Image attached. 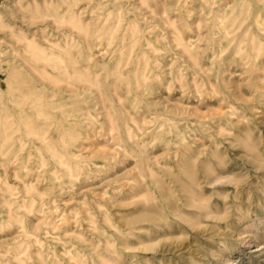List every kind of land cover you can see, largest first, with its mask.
Segmentation results:
<instances>
[{"label": "rangeland", "instance_id": "obj_1", "mask_svg": "<svg viewBox=\"0 0 264 264\" xmlns=\"http://www.w3.org/2000/svg\"><path fill=\"white\" fill-rule=\"evenodd\" d=\"M263 17L264 0H0V264H28L13 246L35 224L69 228L84 264H264ZM170 202L181 217L157 224Z\"/></svg>", "mask_w": 264, "mask_h": 264}, {"label": "bare ground", "instance_id": "obj_2", "mask_svg": "<svg viewBox=\"0 0 264 264\" xmlns=\"http://www.w3.org/2000/svg\"><path fill=\"white\" fill-rule=\"evenodd\" d=\"M206 3V2H205ZM213 3V2H212ZM219 3V2H218ZM221 4V3H220ZM226 4V3H225ZM212 5V4H211ZM159 8V7H158ZM159 10V9H158ZM161 10H162V8H160V12H161ZM153 11H154V9H153ZM174 11V10H173ZM241 11V10H240ZM262 11V10H261ZM155 12V11H154ZM158 12V11H157ZM151 13H152V11H151ZM162 14H163V10H162V12H161ZM200 13V12H199ZM157 15H158V13H156ZM224 14V13H223ZM217 16V15H216ZM166 17V16H165ZM264 18V17H263ZM215 20V19H214ZM208 21V20H207ZM254 21H255V19H254ZM254 21H252V22H254ZM258 22V21H257ZM263 25V24H262ZM79 26V25H78ZM89 26V25H88ZM87 26V27H88ZM90 27V26H89ZM99 27V26H98ZM262 27V26H261ZM79 28V27H78ZM80 28H82L83 29V26L82 27H80ZM79 28V29H80ZM84 29H87V28H85V26H84ZM88 30H90V29H88ZM106 30H108V29H106ZM111 30V29H110ZM248 30V29H247ZM82 31H84V30H82ZM86 32H87V30H85ZM113 31V30H112ZM124 31V30H123ZM258 31V30H257ZM106 32V31H105ZM121 32V31H120ZM135 32V31H134ZM260 32V31H259ZM88 33H89V31H88ZM94 34V33H93ZM110 34V33H109ZM85 35L86 36H88L86 33H85ZM90 35H92V34H90ZM117 35H119V33L117 32ZM122 35V34H121ZM95 36V35H94ZM111 36V35H110ZM110 36H109V38H110ZM221 36H223V35H221ZM93 37V36H92ZM100 37V36H99ZM119 37L120 36H118V38H116V39H119ZM86 38V37H85ZM88 38V37H87ZM102 38H104V36H103V34H102ZM90 39V38H89ZM96 39V38H95ZM100 39H101V37H100ZM264 39V38H263ZM90 40H92V38L90 39ZM106 40V39H105ZM110 40V39H109ZM86 41H87V39H86ZM94 41V40H93ZM100 41V40H99ZM98 41V44L99 43H103V41L102 42H99ZM122 41V40H121ZM119 41H117V43H118ZM97 43V42H96ZM87 44H88V42H87ZM86 44V45H87ZM116 44V43H115ZM114 44V45H115ZM189 44V43H188ZM234 44V43H233ZM252 44V43H251ZM117 45V44H116ZM148 45V44H147ZM104 46H105V43H104ZM107 46V45H106ZM105 46V47H106ZM152 46H153V44H152ZM185 47L186 45H182V47ZM227 46V45H226ZM226 46H224V47H226ZM108 47V46H107ZM119 47V46H118ZM117 47V48H118ZM190 46L188 45V48H189ZM211 47V46H210ZM95 48H98V47H95ZM111 49H112V46L110 47ZM120 48H121V46H120ZM192 48V47H191ZM190 48V51L191 50H193V49H191ZM257 48H259V43H258V45L254 48L255 50H257ZM88 49V48H87ZM100 49V48H99ZM105 49V48H104ZM104 49H102V50H104ZM109 49V48H108ZM113 49H114V47H113ZM185 49H187V46H186V48ZM184 49V50H185ZM239 49V48H238ZM250 49H251V47H250ZM183 50V49H182ZM183 50V51H184ZM208 50H209V48H208ZM71 52L70 53H72V50H70ZM82 51V50H81ZM100 51V50H99ZM111 51V50H110ZM109 50H108V52H110ZM113 51V50H112ZM119 51V50H118ZM148 51V50H147ZM230 51V50H229ZM228 51V52H229ZM66 52V53H65ZM64 52V54H66V56L65 57H68L67 56V52L69 53V50L68 51H65ZM76 52V51H75ZM82 52H84V51H82ZM88 52V51H87ZM101 52V51H100ZM150 52H151V54H152V51L150 50ZM196 52V51H195ZM199 52V51H198ZM202 52H205V51H202ZM212 52V51H211ZM215 52V51H214ZM220 52V51H219ZM218 52V53H219ZM228 52L227 53H225V54H228ZM77 53V52H76ZM92 53H93V51H92ZM102 53H104V52H102ZM117 53V52H116ZM186 53V52H185ZM188 53V52H187ZM217 53V54H218ZM45 54V53H44ZM59 54V53H58ZM78 54V53H77ZM84 54V53H83ZM94 54H96V53H94ZM94 54H92V56H94ZM98 54V53H97ZM99 54H101V53H99ZM98 54V55H99ZM118 54H119V52H118ZM117 54V55H118ZM150 54V53H149ZM182 54V53H181ZM192 54V53H191ZM197 54V53H196ZM199 54V53H198ZM205 54V53H204ZM249 54V53H248ZM264 54V53H263ZM262 54V55H263ZM52 55V54H51ZM72 55V54H71ZM90 55V54H89ZM109 55V54H108ZM107 55V56H108ZM111 55V54H110ZM109 55V56H110ZM112 55H114V54H112ZM116 55V54H115ZM134 55V54H133ZM153 55V54H152ZM206 55V54H205ZM48 56H50V54L49 53H47V57H45V58H48ZM56 56H57V54H56ZM64 56V55H63ZM75 56H76V54H75ZM77 56H79V54L77 55ZM100 56V55H99ZM98 56V58H100V59H104V57L102 56V54H101V57H99ZM136 56V55H135ZM181 56V55H180ZM193 56H195L194 57V59L196 58V55H193ZM43 57V58H44ZM87 57V56H86ZM91 57V56H90ZM114 57V56H113ZM118 57V56H117ZM121 57V56H120ZM153 57V56H152ZM187 57H188V55H187ZM192 57V56H191ZM212 57V56H211ZM247 57V56H246ZM42 58V59H43ZM52 58V57H51ZM56 58V57H55ZM69 58V57H68ZM71 58V57H70ZM73 58V57H72ZM71 58V59H72ZM77 58V57H76ZM79 58V57H78ZM199 58V57H198ZM215 58H216V56H215ZM237 58V57H236ZM61 59H62V57H61ZM63 59H66V58H64L63 57ZM70 59V60H71ZM110 59H112V58H110ZM115 59V58H114ZM117 59V58H116ZM214 59V58H213ZM217 59V58H216ZM253 59V58H252ZM46 60H48V59H46ZM55 60V59H54ZM68 60V59H67ZM73 60V59H72ZM72 60H71V62H72ZM81 60H83V59H81ZM94 60V59H93ZM151 60V59H150ZM197 60V59H196ZM219 60V59H218ZM241 60V59H240ZM260 60H261V58H260ZM49 61V63H50V61L52 62L53 61V58L52 59H50V60H48ZM66 61V60H65ZM73 61H75V60H73ZM96 61V60H95ZM103 61L104 60H102L101 62H102V64H103ZM106 61V60H105ZM104 61V62H105ZM113 61V60H112ZM116 61V60H115ZM134 61V60H133ZM215 61V60H214ZM258 61V60H257ZM56 62V61H55ZM54 61H53V63H55ZM62 62H63V60H62ZM68 62H70L69 60H68ZM67 62V63H68ZM89 62H91V61H89ZM88 62V63H89ZM101 62H100V64H101ZM107 62V61H106ZM232 62V61H231ZM239 62V61H238ZM255 62V61H254ZM86 63V62H85ZM97 63H99L98 61L96 62V64ZM217 63V62H216ZM52 64V63H51ZM66 64V63H65ZM65 64H63V66L65 65ZM73 64H74V62H73ZM79 64V63H78ZM82 64V63H81ZM91 64H93V62L91 63ZM95 64V63H94ZM93 64V65H94ZM100 64H98V66H101ZM153 64V63H152ZM210 64H211V62H210ZM218 64V63H217ZM54 65V64H53ZM62 65V64H61ZM60 65V67L62 68V66ZM77 65V64H76ZM104 65V64H103ZM196 65H198V62L196 63ZM234 65V64H233ZM248 65V64H247ZM250 65H252L251 63H250ZM69 66V65H68ZM67 65H66V67H68ZM72 66V65H71ZM81 66H83V65H81ZM95 66V65H94ZM113 67H114V65H112ZM203 66V65H202ZM213 66V65H212ZM211 66V67H212ZM222 66H224V65H222ZM259 66L260 67H263V69H264V65H256V66H254V68H259ZM54 67V66H53ZM91 67H93V66H91ZM97 67V66H96ZM95 67V68H96ZM102 67V66H101ZM112 67V68H113ZM199 67H200V62H199ZM204 67V66H203ZM214 67V66H213ZM65 68V67H64ZM69 68V67H68ZM68 68H66V69H68ZM71 68V67H70ZM69 68V69H70ZM73 68H75V67H73ZM86 68V67H85ZM107 68V67H106ZM105 68V69H106ZM109 68V67H108ZM218 68V67H217ZM223 68V67H222ZM230 68V67H229ZM252 68V67H251ZM72 69V68H71ZM94 69V68H93ZM92 69V70H93ZM201 69V68H200ZM202 69H204V68H202ZM55 70V69H54ZM75 70H76V68H75ZM79 70V69H78ZM91 70V69H90ZM98 70H100V69H98ZM97 70V71H98ZM102 70V69H101ZM100 70V71H101ZM107 70V69H106ZM105 70V71H106ZM150 70V69H149ZM59 71V70H58ZM68 71V70H67ZM66 70H65V72H67ZM77 71V70H76ZM75 71V72H76ZM94 71V70H93ZM151 71V70H150ZM153 71V70H152ZM151 71V72H152ZM42 72H44V71H42ZM61 72V71H60ZM64 72V71H63ZM74 72V71H73ZM73 72H70V70H69V74L71 73H73ZM103 72V71H102ZM206 72V71H205ZM204 72V73H205ZM264 72V71H263ZM82 73H84V72H82ZM95 73H97L96 71H95ZM148 73H149V71H148ZM153 73V72H152ZM62 74V73H61ZM81 74V73H80ZM99 74V73H98ZM131 74H133V73H131ZM207 76H208V74L207 73H205ZM222 74V73H221ZM63 75V74H62ZM74 75V78H76L77 76V74H73ZM95 75H97V74H95ZM103 75V74H102ZM146 75V74H145ZM151 75V74H150ZM55 76H57V75H55ZM59 76V75H58ZM58 76H57V78H58ZM61 76V75H60ZM60 76H59V78L58 79H60ZM65 76V75H64ZM76 76V77H75ZM87 76V75H86ZM86 76L84 77V78H86ZM262 76H263V78H264V73H262ZM49 77V76H48ZM51 77H52V75H51ZM50 77V78H51ZM70 77H71V79H72V76L70 75ZM80 77H81V75H80ZM96 77H98V76H96ZM115 77V76H114ZM147 77V76H146ZM209 77V76H208ZM45 78H46V76H45ZM52 78H54V77H52ZM69 78V77H68ZM67 78V79H68ZM88 78V77H87ZM90 78V77H89ZM66 79V78H65ZM70 79V78H69ZM70 79V80H71ZM94 79V78H93ZM146 79V78H145ZM44 80V79H43ZM52 80V79H51ZM61 80V79H60ZM80 80V79H79ZM84 80V79H83ZM106 80V79H105ZM49 81V80H48ZM55 81V80H54ZM63 81V80H62ZM65 81V80H64ZM74 81V80H73ZM221 81H222V79H221ZM223 81H225L224 79H223ZM51 82H53V81H51ZM69 82V81H68ZM79 82H81V80L79 81ZM85 82H87L86 80H84V83ZM107 82V81H106ZM58 83V82H57ZM82 83H83V81H82ZM99 83V80L96 78L93 82H91L90 81V83H88L87 85L85 84L84 86H83V88L84 89H92L93 88V86L94 85H97ZM105 83V82H104ZM115 83V82H114ZM211 83V82H210ZM53 84V83H52ZM62 84H64L65 85V83H63L62 82ZM67 84V83H66ZM74 84V83H73ZM73 84H71L72 85V87H74V85ZM46 85V84H45ZM57 85V84H56ZM99 85H100V83H99ZM99 85H97V87L99 86ZM105 85H106V83H105ZM182 85V84H181ZM54 86V85H53ZM66 86V85H65ZM184 86V85H183ZM68 87H70V86H68ZM106 87V86H105ZM182 87V86H181ZM99 88V87H98ZM107 88H110L109 86L107 87ZM114 88V87H113ZM116 89V88H115ZM77 90V89H76ZM76 90H72V92H76ZM112 90H114V89H112ZM255 90L258 92V94L260 93V95L261 96H263L264 97V82H259V83H257L256 85H255ZM107 91H108V89H107ZM106 91V92H107ZM197 91H199L198 89H197ZM53 92V91H52ZM101 93V92H100ZM111 93V92H110ZM118 93V92H117ZM115 94H116V92H115ZM59 95V94H58ZM58 95H57V97H58ZM102 95V94H101ZM231 95H233V92L231 93ZM61 96V95H60ZM229 96V95H228ZM101 97V96H100ZM114 98V97H113ZM104 100H102L101 102H103ZM118 101H119V99H118ZM101 104V103H100ZM233 104L234 103H230V107L232 108V110H233ZM17 105V104H16ZM3 107V106H2ZM103 107V106H102ZM106 108V107H105ZM104 108V109H105ZM237 109V108H236ZM179 111V108L177 109V112ZM222 111H223V108H222ZM226 112H228L227 110H226ZM225 112V113H226ZM237 112V110H234L232 113H236ZM229 114H231L230 112H228V114L227 115H229ZM222 115V114H221ZM225 114H223V116H224ZM178 116V115H177ZM181 117H182V115H180ZM222 116V117H223ZM180 118V117H179ZM187 118V117H186ZM15 119H17V118H15ZM181 120H183V119H181ZM18 121V120H17ZM174 121H175V119H174ZM179 121V120H178ZM20 123V122H19ZM180 124V123H179ZM173 125V124H172ZM23 126V125H22ZM182 126V125H181ZM174 132L175 131H177L176 129H174L173 130ZM179 132V131H178ZM173 133V132H172ZM64 134V133H63ZM178 133H176L175 135H177ZM187 134V133H186ZM168 135H170V136H172L171 134H168ZM168 135H165V136H168ZM181 136V135H180ZM66 138H67V136H65ZM187 137V136H186ZM34 138V137H33ZM37 138H39V137H37ZM64 138V137H63ZM171 138V137H170ZM36 139V138H35ZM69 138H67V140H68ZM175 139V138H174ZM15 140V139H14ZM64 140H66V139H64ZM72 140V139H71ZM168 140V139H167ZM177 140H179V139H177ZM17 141V140H16ZM35 141V140H34ZM40 142V141H39ZM70 142H72V141H70ZM17 143V142H16ZM179 143V142H178ZM181 143V142H180ZM0 144H2V143H0ZM171 144H173V143H171ZM183 144V143H182ZM184 144H186V143H184ZM42 145V144H41ZM39 146V145H38ZM43 146V145H42ZM70 146V145H69ZM177 146V145H176ZM187 146V145H186ZM13 147V146H12ZM11 147V148H12ZM71 147V146H70ZM8 148V147H7ZM69 148V147H68ZM178 148V147H177ZM2 149V148H1ZM15 149V148H14ZM14 149L12 150V152L14 151ZM35 149V148H34ZM175 149V148H174ZM3 150V149H2ZM6 150V149H5ZM180 150V149H179ZM186 151H188V150H186ZM175 153V152H174ZM177 153V152H176ZM181 154V153H180ZM186 155V154H185ZM183 157V156H182ZM188 157V156H187ZM61 158V157H60ZM68 158V157H67ZM100 164V163H99ZM176 165H177V168H178V170L180 171V172H186V170H185V168H184V166L182 165V161H181V159H178L177 161H176ZM185 166H186V164H185ZM175 168V167H174ZM74 170V169H73ZM85 170V169H84ZM70 172V171H69ZM69 172H66V173H69ZM75 170L73 171V174H74V176H75ZM83 171H81V173H82ZM204 172V175H205V178H207V177H209V172H207V171H203ZM176 173V172H175ZM72 173L70 174L71 176L73 175ZM77 174V173H76ZM180 175V174H179ZM179 175H176V177H175V182L177 183V185H179L178 184V182L181 180L182 181V179L180 178V176ZM183 176V175H182ZM70 179V178H69ZM185 200V202H184V204H186V205H193V203H192V198L188 195V194H186L185 195V198H184ZM168 207V206H167ZM169 208H171V209H167V212H166V214L164 215H157V224H159L162 220H165L166 218L167 219H171V218H175V217H181V212H179V211H176V209H175V206H174V204H173V202L171 203H169ZM158 210V209H157ZM166 210V209H165ZM20 225V224H19ZM65 226H67V225H65ZM15 227V226H14ZM84 228V227H83ZM101 228H102V226H101ZM59 229V231H57V229L55 230V226H51V227H42V226H40V225H33V226H26V225H20V226H18V240H16V241H14V246H13V248H14V256L16 257V258H20L22 255H26V253H27V257H26V260H25V263H28V264H84L79 258H78V256H77V254H75V252H74V250H75V245L74 244H72L73 242H70L71 244L69 245V244H67V240H65V237L63 236L64 235V233H67L68 231H69V228H58ZM105 229V228H104ZM86 231H87V229H85ZM91 230V229H90ZM101 230H103V229H101ZM105 235H107V234H105ZM49 240H53V241H56L57 242V244L58 245H61V248H59V249H56V251L54 252V256H53V258L51 259V255L50 256H47L46 254H48L47 252H44L43 251V249H44V246H46V245H49ZM70 241V240H69ZM75 241V240H74ZM79 244V243H78ZM81 244V243H80ZM83 244V243H82ZM9 245V244H8ZM50 247H51V245H50ZM91 247V246H90ZM93 247V246H92ZM33 248V249H32ZM57 248V247H56ZM82 249V248H81ZM5 250V249H4ZM50 251H52L51 249H50ZM90 253V252H89ZM12 255V254H11ZM25 255H24V257H25ZM22 261V260H21ZM17 263V262H16ZM23 263H24V261H23Z\"/></svg>", "mask_w": 264, "mask_h": 264}]
</instances>
